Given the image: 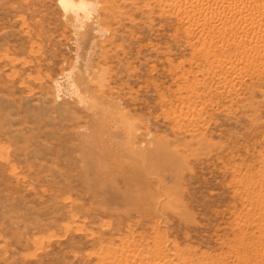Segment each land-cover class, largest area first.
I'll return each mask as SVG.
<instances>
[{"label": "rangeland", "instance_id": "374dc122", "mask_svg": "<svg viewBox=\"0 0 264 264\" xmlns=\"http://www.w3.org/2000/svg\"><path fill=\"white\" fill-rule=\"evenodd\" d=\"M246 1L0 0V264H264Z\"/></svg>", "mask_w": 264, "mask_h": 264}, {"label": "bare ground", "instance_id": "6f19581e", "mask_svg": "<svg viewBox=\"0 0 264 264\" xmlns=\"http://www.w3.org/2000/svg\"><path fill=\"white\" fill-rule=\"evenodd\" d=\"M175 1H183V0H175ZM249 1V0H248ZM245 2H247L246 0H245ZM244 2V3H245ZM263 3V2H262ZM246 4V3H245ZM249 4V3H248ZM262 6V5H261ZM260 8V7H259ZM253 15H255V14H253ZM259 15V14H258ZM252 16V15H251ZM257 16V15H256ZM260 16V15H259ZM254 17V16H253ZM260 18V17H259ZM251 20H252V17H251ZM258 25V24H257ZM260 25V24H259ZM259 27V26H258ZM257 252V251H256ZM180 264V263H179ZM182 264V263H181Z\"/></svg>", "mask_w": 264, "mask_h": 264}]
</instances>
